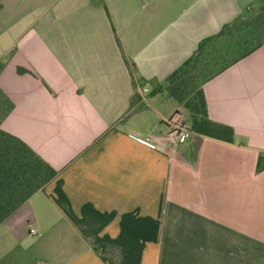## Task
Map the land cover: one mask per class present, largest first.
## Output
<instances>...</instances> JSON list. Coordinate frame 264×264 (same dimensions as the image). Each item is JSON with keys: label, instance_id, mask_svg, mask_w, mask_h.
Here are the masks:
<instances>
[{"label": "crops", "instance_id": "crops-1", "mask_svg": "<svg viewBox=\"0 0 264 264\" xmlns=\"http://www.w3.org/2000/svg\"><path fill=\"white\" fill-rule=\"evenodd\" d=\"M252 18L264 0H0V89L13 103L0 128L55 171L0 224V263L264 264ZM190 62L231 141H168L167 121L187 112L169 80Z\"/></svg>", "mask_w": 264, "mask_h": 264}, {"label": "trees", "instance_id": "trees-1", "mask_svg": "<svg viewBox=\"0 0 264 264\" xmlns=\"http://www.w3.org/2000/svg\"><path fill=\"white\" fill-rule=\"evenodd\" d=\"M187 64L191 65L188 68L182 67L171 76L169 88L171 92L173 91L174 94L185 99L184 104L190 123L189 130L231 141L232 129L208 118L203 92L198 89L196 96L187 101L184 93L180 89L178 90L175 85L183 71L194 70L193 68L196 66L195 62ZM1 67L2 63L0 62ZM12 107V101L0 89V124ZM54 174V169L29 146L0 128V224L11 216L34 191L50 180Z\"/></svg>", "mask_w": 264, "mask_h": 264}, {"label": "rangeland", "instance_id": "rangeland-1", "mask_svg": "<svg viewBox=\"0 0 264 264\" xmlns=\"http://www.w3.org/2000/svg\"><path fill=\"white\" fill-rule=\"evenodd\" d=\"M249 23L251 24V26L253 28L251 34H252V37L255 38V41L262 40V38L264 37V31H263V29H264V18L260 19V23H258L257 19L255 20V18H252V22H249ZM262 23H263V28H261ZM193 69L194 70L189 71V69H188L186 71H183V74L175 83L178 90L180 89L184 93L186 99H188L187 101H189V99H191V97L196 96L197 91H198V80L195 77V74H196L195 67ZM183 112L186 113L184 116L185 122L187 123L188 126H190V123L188 121L189 120L188 119V113L185 111H183ZM0 262H1V260H0ZM0 264H2V263H0Z\"/></svg>", "mask_w": 264, "mask_h": 264}, {"label": "built area", "instance_id": "built-area-1", "mask_svg": "<svg viewBox=\"0 0 264 264\" xmlns=\"http://www.w3.org/2000/svg\"><path fill=\"white\" fill-rule=\"evenodd\" d=\"M142 91H147L146 88H142ZM169 124V129L166 132V137L171 144L181 145L186 141L189 134L188 126L185 122V117L180 111H176L173 116L167 121ZM143 143L150 147H155V144L150 140H143ZM29 234L34 235L36 231L34 229H29Z\"/></svg>", "mask_w": 264, "mask_h": 264}]
</instances>
